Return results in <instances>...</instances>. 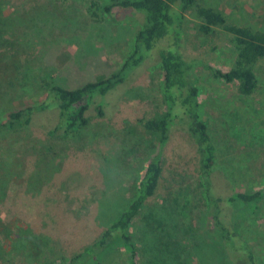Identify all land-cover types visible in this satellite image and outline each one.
Returning a JSON list of instances; mask_svg holds the SVG:
<instances>
[{"label": "rangeland", "instance_id": "obj_1", "mask_svg": "<svg viewBox=\"0 0 264 264\" xmlns=\"http://www.w3.org/2000/svg\"><path fill=\"white\" fill-rule=\"evenodd\" d=\"M108 4L0 0L6 19L30 12L14 35H4L17 44L11 55H19L21 78L25 75L28 81L27 87H3L0 122L9 109L41 102L47 93L44 80L73 90L121 69L134 52L141 15L120 8L108 13ZM198 4L223 12L234 24L264 31V0ZM191 12L185 24L186 55L204 66L231 68L236 57L232 37L220 29L203 34ZM5 50L0 47V52ZM204 66L194 70L200 115L218 149L219 170L236 179L238 190H259L264 186V60L255 66L259 89L248 98ZM164 109L163 71L148 58L106 96L104 114L91 107L88 125L72 137L49 135L52 114L38 117L26 130L0 135V178L7 179L0 191V264H58L94 244L137 196L146 165L159 149L158 136L147 132L141 121ZM163 157L157 194L131 228L140 248L138 264H152L154 251L168 257L167 264H175V258L181 262L176 264H228L208 217L196 145L183 128L172 131ZM153 221L165 222L155 228V240L147 231ZM261 222L262 232L254 233L250 243L258 263L264 264ZM167 239L179 247L178 254L173 249L164 254ZM151 242L157 243L156 249ZM104 259L103 264H131V252L113 244Z\"/></svg>", "mask_w": 264, "mask_h": 264}, {"label": "trees", "instance_id": "obj_2", "mask_svg": "<svg viewBox=\"0 0 264 264\" xmlns=\"http://www.w3.org/2000/svg\"><path fill=\"white\" fill-rule=\"evenodd\" d=\"M105 11L113 9H132L141 15V27L136 34L134 52L127 58L119 71L106 79L90 82L77 89H67L43 81L47 90L41 102L18 110L9 109L4 121L0 122V135L26 130L37 124V118L52 114V137L70 138L88 125L89 111L95 106L103 115L106 96L124 84L129 77L151 58L163 71V112L141 121L144 129L159 138V149L148 161L144 175L138 184L137 196L128 204L118 219L110 224L94 244L85 247L71 259L58 264H103L104 253L113 244H120L131 252V264H138L140 254L131 228L133 222L141 217L147 202L155 197L164 173L163 149L175 128H183L193 139L198 157V173L204 188L207 213L211 227L220 237L228 264H259L250 243L251 236L264 226V186L259 190L240 191L236 179L219 170L218 149L210 134L208 125L200 115V88L194 70L204 66L196 58L185 53L187 41L185 24L191 12L199 21L203 34H212L220 29L231 36L236 52L235 61L228 70L206 66L215 79L237 89L240 97H251L259 89V79L255 66L264 60V31L252 26H240L230 22L225 14L213 7L199 5L200 0H108ZM19 18L6 19L0 12V92L3 87H27L28 79L21 78L19 55L12 49L17 44L4 38L5 33L15 31L24 23L30 12L17 15ZM16 21H15V20ZM18 27V28H17ZM15 30V31H13ZM204 66V67H205ZM17 77L14 79L13 77ZM22 79V80H21ZM44 125V124H42ZM46 126V125H45ZM44 126V127H45ZM7 183L0 178V191ZM164 221L149 223V236L155 240L157 226ZM263 228V227H262ZM164 254L170 249L178 254L179 247L167 239ZM152 249L157 243L151 242ZM152 264H167L168 257L151 253ZM179 260L174 259L175 264ZM179 263H181L179 261Z\"/></svg>", "mask_w": 264, "mask_h": 264}]
</instances>
